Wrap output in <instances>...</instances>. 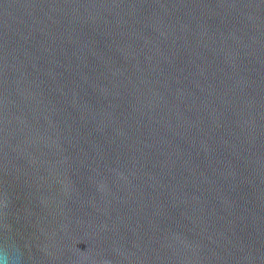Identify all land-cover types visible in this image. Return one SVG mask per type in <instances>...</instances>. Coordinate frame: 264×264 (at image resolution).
I'll return each mask as SVG.
<instances>
[{"label":"water","instance_id":"water-1","mask_svg":"<svg viewBox=\"0 0 264 264\" xmlns=\"http://www.w3.org/2000/svg\"><path fill=\"white\" fill-rule=\"evenodd\" d=\"M9 248L264 264V0H0Z\"/></svg>","mask_w":264,"mask_h":264},{"label":"clouds","instance_id":"clouds-1","mask_svg":"<svg viewBox=\"0 0 264 264\" xmlns=\"http://www.w3.org/2000/svg\"><path fill=\"white\" fill-rule=\"evenodd\" d=\"M18 254L11 248L0 251V264H18Z\"/></svg>","mask_w":264,"mask_h":264}]
</instances>
